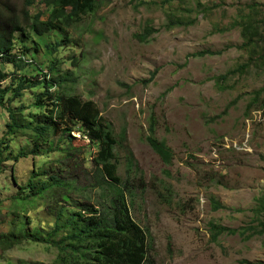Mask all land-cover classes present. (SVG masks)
Masks as SVG:
<instances>
[{"label": "rangeland", "instance_id": "374dc122", "mask_svg": "<svg viewBox=\"0 0 264 264\" xmlns=\"http://www.w3.org/2000/svg\"><path fill=\"white\" fill-rule=\"evenodd\" d=\"M25 1L0 3L18 13ZM29 11L46 7L35 0ZM171 19L176 25H169ZM147 28L154 31L143 42L138 36ZM29 34H15L12 54L24 62L0 59L7 76L0 90L10 88L0 104V233H47L60 203L97 200L90 173L95 149L88 139L76 138L68 149L59 132L33 153L30 131L7 133L10 110L25 122L40 112V80L69 74L71 94L93 101L112 125L118 175L138 185L130 213L149 233L155 264H264L263 235L223 233L213 241L211 230V223L258 228L263 220L255 209L264 199V0H98L96 12L72 26L60 48L59 33ZM243 65L218 85V78ZM151 121L154 135L173 151L170 165L146 142ZM24 148L28 155L15 164L19 182L27 183L35 162L37 169L75 180L77 189L59 188L68 191L69 201L61 200V191L12 199L19 192L10 177L13 156ZM129 154L135 167L128 174ZM212 200L223 208L214 210ZM57 252L49 243L25 239L0 246V264H52Z\"/></svg>", "mask_w": 264, "mask_h": 264}, {"label": "trees", "instance_id": "16d2710c", "mask_svg": "<svg viewBox=\"0 0 264 264\" xmlns=\"http://www.w3.org/2000/svg\"><path fill=\"white\" fill-rule=\"evenodd\" d=\"M161 1L168 2V0ZM34 2L35 0H26L25 6L18 13L10 4L0 3V59L2 61H13V58L15 61L18 58L24 62L22 57L12 54L16 33H20L25 38L30 37L29 31L39 37L51 32L59 33L63 37V42L58 44L60 48L69 39V29L80 23L85 16L95 13L98 8V0H41L46 11L32 15L29 7ZM44 14H47L45 20L42 19ZM169 25H176V23L171 19ZM153 31V28H147L138 36V39L146 42ZM251 35V27H245L243 36L248 38L246 44L253 41L250 39ZM205 54L201 53L197 56L203 57ZM73 61L76 62L75 59ZM245 67L246 65L240 66L218 78V85L222 84L228 75L242 71ZM50 72H57V70L51 67ZM153 76L154 73L147 81H151ZM6 77L0 70V81ZM25 81L30 83V80ZM71 81L73 78L69 74L40 80L38 84H43L44 91L37 96L35 102L40 112L32 114L31 120L25 122L19 121L16 114L10 110L11 122L6 124L7 133L15 134L18 130L30 131L28 143L32 146L33 153H37L42 145L51 143V137L59 132L62 138L67 139L68 149L73 146L72 141L76 138L88 139L87 144L95 149L92 153L90 173L97 190V200L95 203L90 201H78L70 205L60 203L55 208V220L49 232L43 233L40 228L31 231L21 228L19 232L0 233V246L7 248L25 239L49 243L58 251L57 258L52 264H155L149 257V233L134 220L130 213L138 185L129 175L125 179L118 175L115 152L118 139L112 125L100 115L93 101H84L79 96L71 94L72 88L68 86ZM58 87L56 94L52 92L53 88ZM9 90L10 88L0 90V104L3 105L4 94ZM19 90L20 87L16 91L17 97L20 96ZM260 91L257 95L261 93ZM154 130L155 123L151 121L146 142L166 164L170 165L173 162V151L163 140H159L154 135ZM72 131H78L80 137L74 136ZM26 155L28 153L24 148L13 156L14 163L11 166L10 177L19 188L13 200L32 201L46 196L49 192L54 194L56 191H61L59 188L71 190L78 188L75 180H66L56 173H50L47 167L42 166L37 169L38 165L35 162L34 172L27 183H20L15 164ZM134 167L133 156L129 154L127 173L129 174ZM60 198L63 202L69 201L68 191H61ZM212 208L218 210L223 208V205L212 200ZM255 212L263 218L258 220V228L231 229L211 223L213 241H216L223 233L239 234L247 239L253 234L264 236V199L259 200ZM248 230H252L253 233L247 235ZM242 263L252 264L248 261H242Z\"/></svg>", "mask_w": 264, "mask_h": 264}, {"label": "clouds", "instance_id": "9594fccd", "mask_svg": "<svg viewBox=\"0 0 264 264\" xmlns=\"http://www.w3.org/2000/svg\"><path fill=\"white\" fill-rule=\"evenodd\" d=\"M74 133H76V134H78V135H75ZM72 134H73L74 136H80V133H79L78 131H72Z\"/></svg>", "mask_w": 264, "mask_h": 264}, {"label": "built area", "instance_id": "2783aa9c", "mask_svg": "<svg viewBox=\"0 0 264 264\" xmlns=\"http://www.w3.org/2000/svg\"><path fill=\"white\" fill-rule=\"evenodd\" d=\"M75 135H78V134H76V133H74Z\"/></svg>", "mask_w": 264, "mask_h": 264}]
</instances>
